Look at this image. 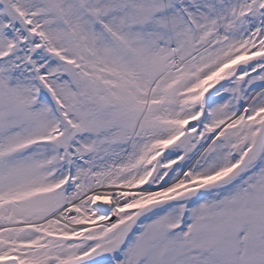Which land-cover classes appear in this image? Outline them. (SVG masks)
Listing matches in <instances>:
<instances>
[{
  "label": "snow or ice",
  "instance_id": "6c2138e0",
  "mask_svg": "<svg viewBox=\"0 0 264 264\" xmlns=\"http://www.w3.org/2000/svg\"><path fill=\"white\" fill-rule=\"evenodd\" d=\"M0 264H264V0H0Z\"/></svg>",
  "mask_w": 264,
  "mask_h": 264
}]
</instances>
